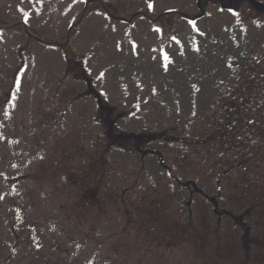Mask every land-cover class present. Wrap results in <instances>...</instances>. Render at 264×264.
<instances>
[{
	"label": "rangeland",
	"instance_id": "374dc122",
	"mask_svg": "<svg viewBox=\"0 0 264 264\" xmlns=\"http://www.w3.org/2000/svg\"><path fill=\"white\" fill-rule=\"evenodd\" d=\"M11 98L0 264H264V0H0Z\"/></svg>",
	"mask_w": 264,
	"mask_h": 264
},
{
	"label": "trees",
	"instance_id": "16d2710c",
	"mask_svg": "<svg viewBox=\"0 0 264 264\" xmlns=\"http://www.w3.org/2000/svg\"><path fill=\"white\" fill-rule=\"evenodd\" d=\"M109 137H110V135H109ZM115 137H119L121 140H125V141H128L130 138H132L133 140L135 139L134 140L135 141V147L137 146V144L139 142H141V141L143 142L145 139V138L143 139L142 134H129V135L120 134V135L114 136V138ZM260 205H261V203H258V206H260ZM254 209H255L254 207L253 208H247V212H251ZM247 214H250V213H247ZM234 219H235L236 225L242 231V236H241L242 249L244 250V253L245 252L249 253L251 251V249H253L254 247H257L258 240L256 239V237L251 235L252 234V228H251L249 223L243 221L240 217H238V218L234 217Z\"/></svg>",
	"mask_w": 264,
	"mask_h": 264
},
{
	"label": "snow or ice",
	"instance_id": "6c2138e0",
	"mask_svg": "<svg viewBox=\"0 0 264 264\" xmlns=\"http://www.w3.org/2000/svg\"><path fill=\"white\" fill-rule=\"evenodd\" d=\"M148 8H149V9L152 8V4H151V2L148 3ZM21 11H23V10L21 9ZM24 15H25V17H27V12H25ZM174 39H175V38H174ZM165 59H167V56H165ZM102 76H103V73H101V77H102Z\"/></svg>",
	"mask_w": 264,
	"mask_h": 264
}]
</instances>
